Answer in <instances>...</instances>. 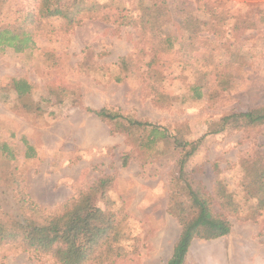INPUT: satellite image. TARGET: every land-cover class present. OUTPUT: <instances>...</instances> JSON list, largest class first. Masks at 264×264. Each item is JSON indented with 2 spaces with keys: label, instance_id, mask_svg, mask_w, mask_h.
<instances>
[{
  "label": "rangeland",
  "instance_id": "374dc122",
  "mask_svg": "<svg viewBox=\"0 0 264 264\" xmlns=\"http://www.w3.org/2000/svg\"><path fill=\"white\" fill-rule=\"evenodd\" d=\"M40 1L0 0V30L35 40L20 53L0 47V211L19 217L25 198L59 214L105 179L94 204L112 214L126 255L113 264H166L188 192L223 215L230 197L229 234L192 241L183 264H264V209L253 198L264 185V125L222 123L264 107V0H56L81 11L73 26L30 22ZM18 79L32 86L22 101ZM100 109L122 119L88 112ZM128 120L166 141L147 149L150 129ZM174 140L196 143L182 175ZM0 264L53 261L3 247Z\"/></svg>",
  "mask_w": 264,
  "mask_h": 264
},
{
  "label": "trees",
  "instance_id": "16d2710c",
  "mask_svg": "<svg viewBox=\"0 0 264 264\" xmlns=\"http://www.w3.org/2000/svg\"><path fill=\"white\" fill-rule=\"evenodd\" d=\"M51 1L53 2L40 1L37 4L38 12H32L30 22H34L33 19L36 20L38 17L42 19L60 17L65 18L70 26L77 23L74 19L81 13L78 8L75 14L73 11L64 10V12L54 5L56 0ZM42 9L44 11H41ZM161 43L166 45L167 49L172 48L169 37L163 38ZM0 47L2 50L12 49L16 53L30 50L35 47L34 36L31 30L18 34L7 29L0 30ZM12 88L17 98L22 101V97L31 93L32 86L27 81L18 79L12 81ZM196 92L199 96V89ZM88 112L102 121L113 122L122 119L119 114L110 113L105 109L88 110ZM222 123L241 126L264 125V107L231 114L223 118ZM128 124L135 129H150L144 142V147L147 149L155 146V143L166 141L164 132L151 124L132 120H128ZM173 144L174 148L182 153L177 162L179 174L182 175L187 159L195 152L196 143L174 140ZM2 147L3 150L6 149L5 145ZM106 185L107 180L99 181L97 186L64 206L59 214H43L38 206L25 198L21 204L24 212L19 217L0 211V248L15 247L36 258L50 259L53 264H113L116 260L125 257L123 250L125 248L121 245L123 234L112 214L101 211L94 204V195L99 191V197L103 198ZM172 196L174 197L173 194ZM253 198L258 201L255 211L264 209L263 184L254 191ZM220 206L226 210L227 215L236 214L238 210L230 197L226 198L225 203L220 202ZM212 207L209 198L198 192H188V198L182 202L177 218L180 233L166 264H183L188 248L194 240H215L229 234L231 224L227 215H223L222 211L213 212Z\"/></svg>",
  "mask_w": 264,
  "mask_h": 264
}]
</instances>
